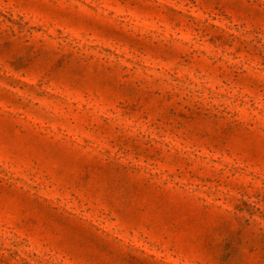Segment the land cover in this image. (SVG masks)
Here are the masks:
<instances>
[{
	"label": "rangeland",
	"instance_id": "1",
	"mask_svg": "<svg viewBox=\"0 0 264 264\" xmlns=\"http://www.w3.org/2000/svg\"><path fill=\"white\" fill-rule=\"evenodd\" d=\"M0 264H264V0H0Z\"/></svg>",
	"mask_w": 264,
	"mask_h": 264
}]
</instances>
